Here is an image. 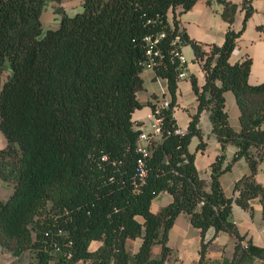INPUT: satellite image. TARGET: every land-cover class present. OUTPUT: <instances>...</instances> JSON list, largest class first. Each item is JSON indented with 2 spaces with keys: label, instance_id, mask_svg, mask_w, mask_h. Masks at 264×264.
<instances>
[{
  "label": "trees",
  "instance_id": "trees-1",
  "mask_svg": "<svg viewBox=\"0 0 264 264\" xmlns=\"http://www.w3.org/2000/svg\"><path fill=\"white\" fill-rule=\"evenodd\" d=\"M46 1L0 0V131L6 138L0 175L13 180L12 192L0 199V247L27 251V264H161L170 252L167 231L184 211L199 228L201 257L223 229L237 238L231 264L264 258V246L241 242L232 219L234 202L251 209L256 196L264 216V186L254 176L264 159V79L248 82L249 57L228 60L240 33L231 26L238 4L218 0L228 28L221 44L205 49L167 17L170 8L185 10L196 0H82L74 14L55 7L58 25L43 29ZM242 7L244 24L253 7L247 0ZM161 31L153 45L159 53L154 76L165 78L170 99L157 113L161 131L149 138L144 154L132 112L142 106L136 92L148 60L145 36ZM183 43L202 61L205 80L199 85L191 76L197 110L187 129L176 131L180 67L172 50ZM226 89L239 106L238 130L228 121ZM148 104L155 110L154 102ZM203 109L222 149L236 147L227 162L224 151L211 161L209 187L188 149L193 134L204 145L198 126ZM241 156L249 172L227 194L220 175ZM161 191L172 199L154 212L151 200ZM136 236L141 242L130 254L127 243ZM92 240L101 243L91 248Z\"/></svg>",
  "mask_w": 264,
  "mask_h": 264
},
{
  "label": "crops",
  "instance_id": "crops-1",
  "mask_svg": "<svg viewBox=\"0 0 264 264\" xmlns=\"http://www.w3.org/2000/svg\"><path fill=\"white\" fill-rule=\"evenodd\" d=\"M229 1L238 4L231 26L234 30H240V33L236 37L234 48L230 52L228 60L234 62L249 57L248 82L259 83L264 79V0H247L252 5L253 10L245 19L244 24L243 0ZM55 5L60 6L66 13L73 14L82 8V0H58ZM222 8L223 4L218 0H196L190 8L185 10L182 9L181 5L170 8L167 11V17L170 22L174 18L177 19L179 25L184 27L190 38L201 44L203 48L209 49L211 44L223 42L228 28V21L221 15ZM44 10L45 6L40 14L43 29L56 27L60 20V13L54 7H50L44 15ZM180 49L186 58V63L184 74L177 81L178 87L173 115L179 130L185 131L191 115L197 110V96L192 88L191 76H194L200 85L205 80V72L202 68V61L195 57L190 43L181 44ZM140 75L142 87L137 90L136 96L142 102V106L133 110L132 119L143 130H149L152 119L149 116L151 106L148 101L169 100L170 95L165 78H156L150 69H143ZM224 103L230 125L238 130L240 128L239 106L231 89L224 91ZM139 121L141 124H138ZM198 126L202 131L204 145L200 146L199 136L193 134L190 137L188 149L194 153L196 169L209 187L211 161L217 154L224 151V163L227 162L232 157L236 147L233 143H227L222 149L220 141L211 130L212 125L208 110H201ZM5 145L6 138L0 131V148ZM247 172H249V166L243 156L237 158L230 168L223 171L220 175V183L225 193L230 194L235 180ZM254 176L264 186V159L258 163ZM12 189L13 180L0 175V199L6 198ZM171 199L172 196L169 192L161 191L152 198L150 208L156 212ZM138 219L142 220V217L138 215ZM232 219L236 224L238 233L243 236L244 240H250L256 245L264 246V216L261 202L257 196L252 199L251 209L243 208L234 202L232 204ZM211 232L212 228H209L206 234L210 235ZM200 238L199 228L192 224L186 212L180 211L174 217L172 225L167 231L166 244L170 248V252L161 264H231L237 240L235 234L227 230H219L209 242L203 257L200 254ZM140 242V236L128 241L127 249L130 254L137 250ZM100 243V240H92L90 247L95 248ZM152 252L155 257L160 256L161 244H154ZM28 260L27 251L15 254L0 247V264H27ZM77 264L85 263L80 261ZM237 264H264V258L246 256Z\"/></svg>",
  "mask_w": 264,
  "mask_h": 264
},
{
  "label": "built area",
  "instance_id": "built-area-1",
  "mask_svg": "<svg viewBox=\"0 0 264 264\" xmlns=\"http://www.w3.org/2000/svg\"><path fill=\"white\" fill-rule=\"evenodd\" d=\"M163 35L164 32L161 31L155 36V38H151L149 35L145 36L148 42V48L146 50L148 54V60L145 61L143 69H150L152 70L153 73H155L154 64L156 61L154 56L158 55L159 53L158 50H153V45L156 43L157 39ZM177 39H178V35H176L173 38V42H176ZM172 51H173V55L176 56L179 61L180 71L178 72V76L180 77L184 74L185 71L186 58L179 46H176ZM155 77L158 79L161 78L160 76H155ZM168 101L169 100L167 99H159L154 101L156 106L155 110L151 109V112L149 114V116L152 119V122L150 123V129L149 130L142 129L138 135V149H140L144 154L147 153L146 145L149 141V138L158 135L161 131L160 124L162 121V116L158 115L157 113L161 107L167 105ZM175 130L180 131L178 127ZM241 242L245 244L246 240L242 239Z\"/></svg>",
  "mask_w": 264,
  "mask_h": 264
},
{
  "label": "rangeland",
  "instance_id": "rangeland-1",
  "mask_svg": "<svg viewBox=\"0 0 264 264\" xmlns=\"http://www.w3.org/2000/svg\"><path fill=\"white\" fill-rule=\"evenodd\" d=\"M56 1H58V0H47L46 1V3H45V10H44V15L46 14V12L48 11V9H50V7H60V6H58V5H55V2ZM79 10H81V8H79L77 11H79ZM76 12V11H75ZM74 12V13H75ZM73 13V14H74ZM7 71H8V69H7V67L3 70V72H2V75H1V77H2V80L5 78V76H6V74H7Z\"/></svg>",
  "mask_w": 264,
  "mask_h": 264
}]
</instances>
